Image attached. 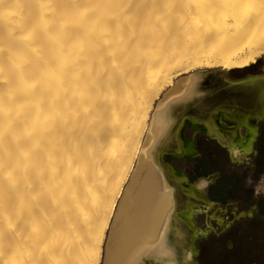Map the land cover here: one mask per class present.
<instances>
[{
  "label": "bare ground",
  "instance_id": "obj_1",
  "mask_svg": "<svg viewBox=\"0 0 264 264\" xmlns=\"http://www.w3.org/2000/svg\"><path fill=\"white\" fill-rule=\"evenodd\" d=\"M263 51L264 0H0V264H199L196 238L254 205L152 153L180 104L248 161L264 79L227 70Z\"/></svg>",
  "mask_w": 264,
  "mask_h": 264
},
{
  "label": "trees",
  "instance_id": "obj_2",
  "mask_svg": "<svg viewBox=\"0 0 264 264\" xmlns=\"http://www.w3.org/2000/svg\"><path fill=\"white\" fill-rule=\"evenodd\" d=\"M257 154L253 158V166H244L243 169L232 168L225 175L222 170V199L225 198L224 191L228 185L233 186L235 192L249 189L251 182L258 180L260 174L264 172V117L259 122V134L257 136ZM226 165L230 166L229 162ZM250 177V182L244 180V176ZM225 184V185H224ZM231 188V187H229ZM232 189V188H231ZM239 199L240 194H234ZM256 200L258 211L251 218H245L237 222L230 228L225 236L232 240L231 249H226L222 240V245L218 244L212 237L199 241V259L202 264H264V195L246 200L248 203ZM240 208H245L239 204Z\"/></svg>",
  "mask_w": 264,
  "mask_h": 264
},
{
  "label": "flooded vegetation",
  "instance_id": "obj_3",
  "mask_svg": "<svg viewBox=\"0 0 264 264\" xmlns=\"http://www.w3.org/2000/svg\"><path fill=\"white\" fill-rule=\"evenodd\" d=\"M257 63L258 62H255L254 70H259V63L258 64ZM231 72L234 75H240L243 72V70H241L240 72H235V71H231ZM257 72H259V71H257ZM262 117H263V115H262ZM251 121L253 124L258 125V131H259V122L260 121L259 122L255 121V120H251ZM224 122H225V124H228V125L233 124V122L230 123V122H227L226 120H224ZM242 131H243V129H242ZM190 133H191V130L189 128H187L185 130V135H189ZM199 137L203 138V140L205 139V140L209 141V138L204 136L201 132L195 134V143H196L198 155L196 157H192L190 159V161L185 160L186 158L182 159V160H185V163L187 164L186 169H188L187 175L189 177L187 179H189L192 182L196 178H198L199 176H206V175L208 176L210 174L216 173L217 176L215 177V180L208 183L204 189L205 195L208 199L219 203L221 206L222 205L224 206L228 202H234L236 204V210H235L236 213H238L240 211H245V210L249 209L252 205H254L253 213L251 216L245 215L242 217H235L232 220V222L230 223V225L227 226L222 232L215 233L212 231V232H209L206 237L205 236H198L196 238L195 243L197 242V245L195 244V247L197 249V254L195 256V259L198 261L199 264H202L200 259H199V252H200L199 241L201 239H207V238L212 237L213 240H215L220 245H222V240H223L225 248L227 250L231 249L233 246L232 240L229 237H226L225 233L230 228L234 227L238 221L245 219V218L253 217L254 214H256V212L258 211V203L256 200H251L249 203L246 200H250L251 198L257 197L259 194H262V195H264V194H263V192L254 190L252 185L254 184V182L257 181L256 180V181H253L250 183L249 189H246V190L240 191V192H235V190L233 189V186L228 185L224 191L225 198L222 199V187H223L222 180H224V179H222V170H223L224 174L227 175L231 171L232 168H238L237 165H239V163L230 161V158L228 155V150L223 145H219L222 148V157L217 156L216 158H213L214 155H212V151H213L215 143L211 139L213 142L211 144L209 142H204V141H203V144H200ZM256 140H257V138H256ZM254 143H255V141H254ZM253 147H254L253 152L250 153L249 160L244 162L245 164H247L249 166L254 165L253 158L255 157V155L257 154V151H258L257 143H256V146H254V144H253ZM226 162H229L232 165L228 166V165H226ZM247 165H244V166H247ZM244 166H243V168H244ZM211 167H213L215 169L209 171ZM180 170H182L185 173L184 169H180ZM190 172H192L193 177H191V175L189 174ZM262 173H264V172H262ZM187 175H186V177H187ZM247 176H244L243 178L245 179V177H247ZM245 181L247 183L250 182V177L248 178V180H245ZM229 187H231L232 189ZM236 193L240 194V196L243 198L239 199L237 196H234V194H236ZM240 203L243 204L245 208H240L239 207ZM203 227H204V225H203ZM203 227H200V228H203ZM229 242L232 243L231 248H228ZM221 264H222V259H221Z\"/></svg>",
  "mask_w": 264,
  "mask_h": 264
},
{
  "label": "water",
  "instance_id": "obj_4",
  "mask_svg": "<svg viewBox=\"0 0 264 264\" xmlns=\"http://www.w3.org/2000/svg\"><path fill=\"white\" fill-rule=\"evenodd\" d=\"M259 63V70L264 67V62L261 61L260 57L257 58L256 60ZM255 63L246 65L242 67L243 72L240 75H234L232 74L231 70H227V74L231 77H242L247 73H252V72H257L259 70H254ZM264 117V113H263ZM262 117V119H263ZM262 119L258 120L257 122L261 121ZM254 120V119H251ZM258 126V125H257ZM189 128L191 130V133L189 135H185V130ZM201 132L204 136L209 138L205 134L204 127H199V125L189 118H184L179 129H178V137L181 140V146L184 149V152L182 154H175V153H167L164 156V159L167 160L176 175H182L184 174L182 170H180L176 164L172 161V159H185V158H192L196 157L198 155V151L196 148V143H195V134ZM259 134V131H258ZM257 134V135H258ZM213 139V138H209ZM242 217V216H239Z\"/></svg>",
  "mask_w": 264,
  "mask_h": 264
},
{
  "label": "snow or ice",
  "instance_id": "obj_5",
  "mask_svg": "<svg viewBox=\"0 0 264 264\" xmlns=\"http://www.w3.org/2000/svg\"><path fill=\"white\" fill-rule=\"evenodd\" d=\"M261 61L264 62V54L260 57ZM252 63V62H249ZM256 75H260L262 79H264V67H262ZM182 106L180 104L175 105L171 110L169 115H175V119L171 121L168 128L158 141L156 148L154 152L152 153V163L155 164L157 167L161 169V172H164V156L167 154V150L171 143L176 139V136L174 135V129L176 128V125L178 123H182V120L180 118V115L177 113V109L181 108ZM186 107V104L184 105ZM223 143V141H221ZM166 174V173H165ZM173 196H175V193H173ZM252 209H249L248 212L245 213V215L251 216ZM203 236H207V232L201 233Z\"/></svg>",
  "mask_w": 264,
  "mask_h": 264
},
{
  "label": "rangeland",
  "instance_id": "obj_6",
  "mask_svg": "<svg viewBox=\"0 0 264 264\" xmlns=\"http://www.w3.org/2000/svg\"><path fill=\"white\" fill-rule=\"evenodd\" d=\"M262 54H264V51L261 52L260 55H259L257 58L261 57ZM257 58H256V60H257ZM256 60L254 61V63L257 62ZM257 64H258V63H257ZM230 70H231V71H235V72H240V71L242 70V68H231ZM185 76H187V74H178V75H176V76L174 77L173 85H174L179 79L184 78ZM173 85H171V86H166V87L160 92V94H159L160 99L163 97L164 93H166L168 90H170V89L172 88ZM157 101H158V98H155V103H156ZM261 118H262V117H261ZM261 118H260V119H261ZM260 119H259V120H260ZM257 121H258V120H257ZM187 133H188V132H187ZM256 136H257V134H256ZM255 138H256V137H255ZM199 139H200V144H203V141H204V142H209L210 144L214 142V141L212 142L211 139H209V141H207V140H205V139L203 140V138H201V137H199ZM254 141H255L254 146H256V140H254ZM190 159H191V158H186L185 160H189V161H190ZM185 160H182V159H172V161L176 164V166H177L178 168H180V169H184V170H185V174L187 175L188 169H186V165H187V164L185 163ZM244 165H247V164H245L244 162H241V163H239V165H237V167L240 168V169H242ZM132 170H133V168L130 170V173L128 174V177H127L128 180H129V178H130V176H131ZM189 174L191 175V177H193L192 172H190ZM129 175H130V176H129ZM187 177H188V175H187ZM188 178H189V177H188ZM248 178H249V176L245 177L244 180H248ZM127 179H126V181H125V183H124V186L127 185V182H128ZM252 186H253L254 190H256V191H260V192H263V194H264V173L260 174L258 180H257L256 182H254V184H253ZM259 188H260L261 190H258ZM203 217H204V214H203L201 211H198V212L196 213L195 219H196V223H197V225H198L199 227H203V225H204V218H203ZM105 240H106V239H105ZM195 244L197 245V242H196ZM228 245L230 246L231 244L228 243ZM103 249H104V245H103Z\"/></svg>",
  "mask_w": 264,
  "mask_h": 264
},
{
  "label": "crops",
  "instance_id": "obj_7",
  "mask_svg": "<svg viewBox=\"0 0 264 264\" xmlns=\"http://www.w3.org/2000/svg\"><path fill=\"white\" fill-rule=\"evenodd\" d=\"M213 141H214V143H215V145H214V148H213V151H212V155H214L213 156V158H216L217 156H221L222 157V148L219 146V145H221V144H219L217 141H215L214 139H212ZM212 168V169H211ZM210 168V170L209 171H211V170H213V169H215V168H213V167H211ZM208 171V172H209ZM258 190H261L260 188L258 189ZM231 245L229 246L228 245V248H231V246H232V243L231 242H229ZM251 264H257L256 262H252Z\"/></svg>",
  "mask_w": 264,
  "mask_h": 264
}]
</instances>
